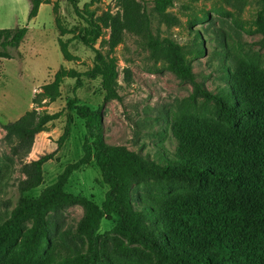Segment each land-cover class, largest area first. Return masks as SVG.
Here are the masks:
<instances>
[{
  "label": "trees",
  "instance_id": "1",
  "mask_svg": "<svg viewBox=\"0 0 264 264\" xmlns=\"http://www.w3.org/2000/svg\"><path fill=\"white\" fill-rule=\"evenodd\" d=\"M28 1L29 21L37 17L42 4L49 3ZM68 1L75 15L82 17L78 0ZM153 3L158 16H165L172 5L171 0ZM259 3L257 23L264 35V0ZM118 7L120 16L106 12L95 21H87L74 40L93 48L105 29L110 32L106 45L111 51L122 42L125 33L134 35L144 41L152 56L164 53L180 77L193 80L180 47L153 35L151 18L144 5L137 0H118ZM27 34L25 27L0 29V59H12V52L19 49ZM69 42L58 40L66 62L74 60L68 50ZM94 52L93 69L81 74L59 69L53 81L34 97L35 108L3 127L4 145L21 161L31 153L35 137L65 110L67 126L58 144L67 139L73 115L84 121L87 138L80 160L68 165L38 197L21 198L8 217L0 221V264H112L106 255V240L99 235L103 220H114L109 241L113 252L121 257L147 256L153 264H264V76L261 77L264 73L233 76L223 71L224 79L231 82L224 93L203 94L224 116L229 136L181 132L176 157L156 162L123 147L103 143L99 138L101 110L79 105L75 97L68 100L64 111L49 114L37 110L42 101L53 103L60 98L64 79H74L78 89L82 77L100 78L106 96L117 98L115 63L97 50ZM52 157L49 154L24 164L23 191L42 184V167ZM92 162L108 190L100 206L84 201L86 213L73 236L86 249L47 259L54 235L50 213L82 201L66 193L65 188L72 174ZM147 181L185 184L187 195L170 200L163 210L141 206L143 203L131 200L129 191ZM26 222L30 224L28 228L24 226Z\"/></svg>",
  "mask_w": 264,
  "mask_h": 264
},
{
  "label": "rangeland",
  "instance_id": "2",
  "mask_svg": "<svg viewBox=\"0 0 264 264\" xmlns=\"http://www.w3.org/2000/svg\"><path fill=\"white\" fill-rule=\"evenodd\" d=\"M47 1L48 4L40 6L37 17L29 21L28 0H0V29L28 28L26 39L12 52L13 58L0 59V221L8 217L21 198L38 197L57 181L68 165L83 157L85 124L75 115L67 139L58 144L67 126L68 100L75 97L79 105L101 110L99 138L103 143L163 162L176 157L181 132L229 136L224 116L203 94L224 93L231 82L224 79L223 71L233 76L264 73V35L257 23L259 0H171L165 16L154 11L153 0H137L150 15L153 35L180 47L184 64L193 74L192 81L180 77L164 53L152 56L144 41L134 35L125 33L122 42L111 51L106 45L110 32L105 29L93 48L74 40L87 21H95L106 12L120 16L118 0H78L82 17L75 15L68 0ZM59 39L70 41L72 62L63 59ZM95 50L115 63L117 98L106 96L100 78L82 77L78 89L74 79H64L60 98L53 103L42 101L37 108L49 114L65 110L64 114L35 137L29 156L18 160L3 143V127L35 108L34 97L53 81L59 69L80 74L93 69ZM49 154L53 157L42 167V184L23 191L24 164ZM107 190L94 162L72 174L65 192L82 201L50 213L54 235L46 252L47 259L86 249L73 236L86 213L84 201L100 206ZM187 191L185 184L147 181L134 185L129 192L131 200L143 203L141 206L163 210L170 200L187 195ZM29 225L26 222L24 226ZM113 226L114 220H103L99 230L106 240L105 251L112 264H153L147 256L116 255L109 241Z\"/></svg>",
  "mask_w": 264,
  "mask_h": 264
}]
</instances>
